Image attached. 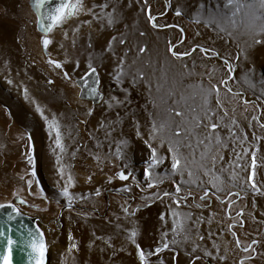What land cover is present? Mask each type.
Returning a JSON list of instances; mask_svg holds the SVG:
<instances>
[{
	"label": "rangeland",
	"instance_id": "1",
	"mask_svg": "<svg viewBox=\"0 0 264 264\" xmlns=\"http://www.w3.org/2000/svg\"><path fill=\"white\" fill-rule=\"evenodd\" d=\"M31 2L0 0V17L12 19L17 25L16 36L21 37L10 52L17 62L9 65L0 79V125L5 128L2 132L0 127V204H11L22 198L26 204H22L21 209L41 218L48 242L49 264H139L136 247L126 239L127 235L133 229L138 230L137 242L144 248L148 228L153 235L151 250H154L161 242L162 232H169L171 239L173 211L184 218L190 238L183 242L180 237L179 245L161 251L158 257H152L153 261L264 264V128L261 127L264 123V46L250 49L247 59L242 55L236 61L232 58L238 50L235 43H226L214 30L193 22L197 16L215 10L217 0H148L147 6L141 0H83L82 12L49 34L53 43L45 51L42 44L45 35L39 31ZM104 4L107 8L101 7ZM146 7H150L158 28H153L148 21ZM176 10L183 14L177 16ZM110 15L115 17L111 25L107 23ZM141 32L145 35L141 36ZM121 39H126L127 43L120 44ZM109 44L111 51L107 50ZM144 45L148 52L137 60L135 67L144 68L146 78L151 79V95L143 82L134 86L130 76L122 78L120 83L115 79V69L121 58H125V52L128 53L127 63L131 64L137 58V48ZM170 46L181 54L197 46L214 49L220 57L213 53L207 58L197 49L189 56L176 59L168 51ZM240 46L244 47L243 39ZM49 59L63 63V69H54L47 63ZM221 59H228L234 66L236 79L230 80V86L241 92L243 99H231L221 88V99L229 110V118L219 121L218 113L217 117L206 119L204 126L196 127L191 118L203 116L205 107L198 85L202 82L207 87L209 76L213 77L214 84L225 78L227 70ZM66 60L69 62L65 63ZM89 62L97 69L93 75L87 71ZM146 63L149 66L145 68ZM185 64L187 68L183 67ZM65 71L69 79L62 75ZM88 78V89L92 88L89 84L94 79L99 82L98 90L102 95L97 100L86 97L82 82ZM157 82L162 85L160 93L155 90ZM24 89L28 92L27 99ZM169 91L175 94L168 103H163L160 97L167 99ZM153 98L156 108L150 102ZM244 100L248 101L247 106ZM37 105L47 121L36 110ZM211 105L215 109L214 97ZM169 106L179 108L185 113V119L191 120L190 142L197 160L203 150V145L197 146V138L203 139L208 132L206 125L213 120L221 123L206 155L216 157L214 175L224 179L219 185L222 190L214 188L209 177L194 167L196 182L181 185L182 191L177 194L175 188L181 177L167 175L170 158L163 159L155 169L163 179L157 188L142 192L131 178L120 181L116 176L118 171H131L141 188H146L145 168L150 150L137 136L135 125H139L141 134L146 133L153 117L158 122L168 119ZM89 110L91 115H87ZM252 116L258 119L253 120ZM230 119L236 121L234 127ZM52 120L60 125L63 151L56 146L54 130L48 127ZM122 141H127V145L123 146ZM118 146L124 148L123 160L115 156ZM3 148L6 150L1 151ZM182 151L190 154L192 150ZM158 155L170 157L166 146L158 149ZM251 155L256 156L257 168L255 177L248 180ZM29 156L34 159L35 177L31 174ZM204 163L209 164V161ZM123 164L127 168L122 167ZM61 168L63 180L57 174ZM230 172L235 174V181L228 180ZM69 176L72 178L68 185L73 197L71 210L67 198L59 194ZM109 177L112 183H108ZM184 179L187 181L188 177ZM29 180L32 181L30 188ZM253 182L260 191L251 188ZM128 185H132V190L123 191ZM96 189L101 191L100 196L95 195ZM165 191L170 197L142 199L154 193L162 195ZM177 199H180L179 205L174 203ZM146 203L149 206L145 207ZM124 208L134 215L124 212ZM160 216H165L166 224L160 221ZM198 236L204 239L201 241ZM237 237L241 241L239 246ZM196 243L201 249L209 247L212 251L217 250L214 245L218 249L230 247L232 253L225 259L186 258V250ZM244 247L252 250L244 252ZM182 255L184 258L180 259Z\"/></svg>",
	"mask_w": 264,
	"mask_h": 264
},
{
	"label": "snow or ice",
	"instance_id": "2",
	"mask_svg": "<svg viewBox=\"0 0 264 264\" xmlns=\"http://www.w3.org/2000/svg\"><path fill=\"white\" fill-rule=\"evenodd\" d=\"M51 0H34V7L36 12L39 14V23L41 25L42 31L45 33L44 39L42 41L43 49L47 51L50 44L53 43V40L49 38V34L53 32V30L59 26H62L67 20L78 16L83 8V0H60L59 6L51 9L47 12L44 11L45 6L49 4ZM141 2L147 6L148 0H141ZM101 7L107 8V4L102 5ZM169 7L171 5L169 4ZM145 14L147 16L148 21L151 23L153 28H158L159 25L155 22V17L151 15L150 7H146ZM183 13L179 10H176V15L180 16ZM115 22L114 15H110L107 18V23L109 25ZM194 23H203L206 28H210L214 30L221 39H224L226 43L232 42L235 43L237 46V53L233 59L239 61L241 56L243 55L244 59L248 58V51L253 49L257 46H264V0H217L215 10H209L206 15L197 16L193 20ZM183 32V29H181ZM141 36L145 35V33L141 32ZM65 36L67 34L65 33ZM115 37H113V41H115ZM243 39L244 47L240 46V41ZM120 44H126V39H121L119 41ZM199 47V46H197ZM108 51H111V44L108 45ZM197 48H191L188 52L183 54L178 53L174 50V47L170 46L168 51L172 57L176 59H181L182 56H189L192 52L196 51ZM205 57L211 58V54L214 53L215 57H220V53L215 51L214 49H200ZM130 51V49H129ZM148 52V48L146 45L139 46L137 48V58L133 60L131 64L127 63L126 57L127 52H125V58H121L120 62L118 63L115 69V79L118 83L122 82V78L124 77H131V82L135 86L138 82H143L148 89L149 94H152L153 91V83L151 79L146 78V72L144 68L135 67L137 60L143 57L144 53ZM91 59V58H90ZM69 61H65L67 63ZM49 65H51L54 69H63L64 64L60 61L49 59L47 61ZM224 66L226 68L225 78L220 79L217 83H212L213 77L209 76L208 86L205 87L204 84L201 82L198 87L200 88L201 92L204 96V115L203 116H195L192 117L191 120L195 121V126L200 127L205 125L206 119H211L213 117H217L219 113V121H223L226 118H229V110L224 107V102L221 99V88H223L226 94L231 99H243V94L239 91H234L233 88L230 86V80L236 79L234 73L235 68L229 62L228 59L223 60ZM127 65V67H125ZM76 67L79 66L78 62L75 65ZM149 64L146 63L144 67H148ZM184 68H187V64L183 65ZM87 71L89 74H95L97 72L96 67L89 62L87 65ZM62 75L65 79H69L68 72H62ZM166 76V73L164 74ZM50 83H54V81H49ZM248 83V80H245ZM8 83H11L9 80ZM264 83V81H262ZM250 87H254L253 84H249ZM162 88L161 83L157 82L155 84V90L157 93H160ZM94 92L98 93V90H93ZM174 92L169 91L168 97L165 99L163 96L160 97L163 103H168L171 97L174 95ZM25 98H28L27 89H24ZM264 95V92H262ZM215 98V109H213L211 105L212 98ZM115 100V98H112ZM152 107L156 108L157 103L156 99L153 98L151 101ZM117 104L120 101H116ZM178 104L179 101H176ZM244 105L247 106L248 101H243ZM109 107H112V104L109 103ZM36 110L40 113L42 117L47 121V117L44 116L43 111L37 105ZM235 112V108L232 109ZM168 119L157 121L155 117H153L149 123L146 133L141 134L139 125L136 124V134L139 138L144 140V143L147 145L149 151V161L145 168V175L148 177L146 188H141L140 182L136 180L134 174L131 171H118L116 176L120 181H129L130 178L133 181V184L136 188H140L142 192L146 191V189L157 188L161 183H163V179L160 177V174L155 171V169L160 165L163 159L170 158L171 165L170 170L167 173L169 177L171 176H180V182L176 184L175 191L179 194L182 191L181 185L188 183L192 184L196 181L193 179L194 172L193 168H197L202 170L204 176L209 177V182L212 183L214 188L217 190H222L219 185H222L224 179L221 176L214 175L216 168V157L206 155V153L210 152L211 147L214 143V133L218 128L222 125L220 122L213 120V122L206 125L208 132L204 134L203 139L197 138V146L203 145V150L200 153L199 160H197L195 150H193V145L190 142V138L192 135L191 131V120L185 119V113L181 111L177 107L169 106L167 109ZM92 112L89 110L87 115H91ZM179 118V119H175ZM251 119L257 120L258 117L252 116ZM230 123L233 127L236 124L234 119H230ZM227 127L228 125H223ZM48 127L50 130H54L55 132V143L58 148L63 151V145L61 143V130L60 125L56 120H52L48 123ZM261 127L264 128V123L261 124ZM110 135V133H109ZM232 135H235L233 132ZM145 136L147 137L145 139ZM246 138V137H245ZM28 139L30 140L31 137L29 136ZM216 143H219V140H215ZM121 144L123 146L127 145V141H122ZM155 144V147L153 146ZM166 152L170 154V157H164L162 155H158L159 148H165ZM182 149H189L192 150L190 154H185ZM246 154V153H244ZM115 156L117 159L123 160L125 158L124 148L118 146L116 148ZM222 159V157H221ZM240 157H237L239 160ZM208 160L209 164H205L204 161ZM28 162L32 165V176L35 177V163L32 156H29ZM97 162H99V158H97ZM243 168V165H239ZM122 167L127 168L126 164H123ZM230 167H233L230 165ZM256 168H257V161L256 156L251 155L250 157V170H248V180H251L256 175ZM58 176L60 180L64 179V172L63 169L58 170ZM212 174V175H210ZM187 176L188 180L185 181L184 177ZM91 181V177L88 178ZM197 179H199L197 177ZM236 176L234 173L230 172L228 176V180L230 182L235 181ZM57 181V183L60 182ZM219 182V184L217 183ZM247 182V180H246ZM72 178L71 176L67 179V184L63 187L62 191L59 193L64 198L68 200V207L71 210L72 205V194L68 190V185H71ZM108 183H112V177L108 178ZM173 183H176L173 181ZM32 185V181H28L29 188ZM199 186V184H197ZM251 188L254 191H260L257 188L255 182L251 183ZM132 190V185H128L123 189L125 192H130ZM207 190L205 189V196H207ZM234 195H239V193H233ZM95 195L100 196L101 191L99 189L95 190ZM170 193L165 191L161 195L160 193H154L152 196L149 197H142L145 200H155V199H162L163 197H170ZM183 199H187L184 197ZM204 199V197H201ZM24 203V201H21ZM175 204H180V199L174 201ZM145 207L149 206L147 203L144 205ZM5 207H12V205H4L0 204V209ZM124 212L128 213V209L124 208ZM140 208L137 207L136 211H139ZM18 213V210H17ZM129 215H134V213H128ZM242 215V213H241ZM173 219L171 221V239H169V232L165 231L161 233V242L154 250H146L141 248L139 243L137 242V237L139 235L138 230L133 229L129 232L126 239L132 244L135 245L136 250L138 252V259L139 264H162L159 261H153L152 257H158L159 253L164 250H171L175 246L179 245L182 241L180 237H183V242H186L190 237V229L186 228L184 218L180 216L178 212L173 211L172 213ZM14 217L12 215L8 216V220H12ZM161 222L167 223L165 221V216L159 217ZM24 226H21L23 228ZM13 229H9L8 233L6 234L3 230H0V243L3 244L4 252L0 254V264H13V253L14 250H19L21 253L22 260L26 258V264H46V253H47V243L43 232H40L37 229L36 232H33L31 229H25L26 235L22 236L20 241L13 239L11 232ZM93 235H95L93 233ZM235 236L236 234L233 233ZM198 238L202 241L204 239L203 236H198ZM96 239H103L102 237H96ZM107 243V241H105ZM241 243L240 239L236 238V244L239 246ZM255 244L256 241H253ZM75 247V246H73ZM199 246L196 245L193 247V252L197 251ZM214 247L218 246L214 245ZM252 249L249 247H244L242 251L250 252ZM69 251H72V248H69ZM204 256L209 258L213 257V253L210 251L205 250ZM196 259H202V257L197 256ZM243 264V261H241Z\"/></svg>",
	"mask_w": 264,
	"mask_h": 264
},
{
	"label": "water",
	"instance_id": "3",
	"mask_svg": "<svg viewBox=\"0 0 264 264\" xmlns=\"http://www.w3.org/2000/svg\"><path fill=\"white\" fill-rule=\"evenodd\" d=\"M60 0H51L49 4L45 6L44 11L47 12L51 9H54L55 7L59 6ZM32 8L38 18V28L39 31L45 35V33L42 31L41 25L39 23V14L36 12L35 7H34V0L31 2ZM197 49H201L203 47H196ZM222 61L224 59H221ZM93 75V74H92ZM91 78V77H90ZM90 78L87 79V81L82 82L85 89H86V97L91 98L95 100L98 96L94 92H91L92 88L88 89L86 83L89 82ZM93 91V90H92ZM21 201H24L22 198L16 199L14 202L10 203H4V205H12V207H5L3 209H0V230H3L6 234L8 233L9 229H13L11 232V235L13 236V239H16L17 241H20L22 236L26 235L25 229H31L33 232H36L37 229H39L40 232H43L46 243H47V253H46V264H49V250H48V242L47 238L45 235V232L41 226V218L39 216H34L31 214L26 213L21 209L22 204H26L25 201L24 203H21ZM18 210V213H17ZM12 215L14 219L8 220V216ZM21 226H24L21 228ZM4 252V247L3 244L0 243V254ZM13 264H26V258L22 260L21 253L19 250H14L13 253Z\"/></svg>",
	"mask_w": 264,
	"mask_h": 264
},
{
	"label": "crops",
	"instance_id": "4",
	"mask_svg": "<svg viewBox=\"0 0 264 264\" xmlns=\"http://www.w3.org/2000/svg\"><path fill=\"white\" fill-rule=\"evenodd\" d=\"M17 25L12 19H4L3 17H0V79L2 77V73L8 70L9 65H14V63L17 62L16 59H12V55L10 52L13 51L14 45L16 41L19 43L21 41V37L16 36L17 35ZM1 86V84H0ZM2 126V127H1ZM1 131H5L3 125H0ZM7 130V129H6ZM1 133V132H0ZM2 144V143H0ZM6 149H1V151H5ZM9 150V149H8ZM198 222V219L196 220ZM152 232L148 230V228L145 229V238L146 244H144V248L146 250H151L153 245V237ZM216 238V237H215ZM212 237V239H215ZM218 242V241H216ZM195 244V243H194ZM196 245L199 246V243H196ZM194 245L190 246L188 250H186V258L188 259H196L197 256L202 257V259H225L226 256H231V249L230 247L227 248H219L218 250L212 251L209 247L201 249L200 247L197 248V251L193 252ZM216 248V247H215ZM210 251L213 253V257L209 258L207 256H204V251ZM183 255L180 259H183Z\"/></svg>",
	"mask_w": 264,
	"mask_h": 264
},
{
	"label": "bare ground",
	"instance_id": "5",
	"mask_svg": "<svg viewBox=\"0 0 264 264\" xmlns=\"http://www.w3.org/2000/svg\"><path fill=\"white\" fill-rule=\"evenodd\" d=\"M95 81L93 82V83H90L89 84V86L90 87H92V90H98V81L96 80V79H94ZM94 92V91H93ZM95 94H96V96H98L97 98H95V100H97L98 98H100V95H102V94H100V92H99V90H98V93L97 92H94Z\"/></svg>",
	"mask_w": 264,
	"mask_h": 264
}]
</instances>
